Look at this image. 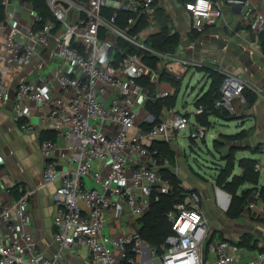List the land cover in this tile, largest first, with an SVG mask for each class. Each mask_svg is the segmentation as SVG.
I'll list each match as a JSON object with an SVG mask.
<instances>
[{
	"label": "built area",
	"instance_id": "2783aa9c",
	"mask_svg": "<svg viewBox=\"0 0 264 264\" xmlns=\"http://www.w3.org/2000/svg\"><path fill=\"white\" fill-rule=\"evenodd\" d=\"M21 4L32 5L31 0ZM45 4L50 15L43 18L35 11L33 24L24 25L9 9L10 0H2L0 103L9 92L10 75L41 58L39 48L46 50L48 58L40 59L39 67H54L46 78L19 80L13 116L22 131L38 134L31 118L35 106L41 110L42 122L66 129V147L49 139L42 140L40 147L42 186L59 183L52 196V238L57 250L46 256L32 226L29 198L37 188L18 186L14 192L0 179V264H56L64 253L81 249L93 264H237L238 245L213 235L195 191H188L168 214L172 233L160 246V254L139 231L105 230L112 210L125 205L142 217L154 193L171 189L160 173L173 167L170 157L154 143L175 140L179 132L185 138L186 129L189 139L202 140L209 130L174 108H164L159 123H153L154 116L145 107L149 91L140 81L153 84L158 99L172 94L160 85L163 62L223 71L214 106L230 117L237 115L234 103L245 101L247 86L256 93L260 90L249 86L242 74L225 72L214 61L203 63L149 46V37L159 30L154 18L157 0H45ZM177 5L189 19L188 29L199 34L222 17L223 6L239 7V21L263 46L264 57V0H189ZM145 53L159 58L155 67L142 59ZM204 112L201 105L194 106V119ZM58 161L64 162L61 170ZM239 264H264V251Z\"/></svg>",
	"mask_w": 264,
	"mask_h": 264
},
{
	"label": "crops",
	"instance_id": "0c3cea01",
	"mask_svg": "<svg viewBox=\"0 0 264 264\" xmlns=\"http://www.w3.org/2000/svg\"><path fill=\"white\" fill-rule=\"evenodd\" d=\"M10 4L11 5L9 6V9L15 12L17 20L19 22L24 25L33 24L36 17V12L33 9L32 5H23L21 4V0H10ZM175 7L181 12L179 17L188 21V26L184 28V36L182 37L185 39L186 35L191 37L195 36V32L188 29L190 22L186 17L183 8L181 6ZM221 12L222 17L216 18L215 23L209 25L206 30L200 35L202 36L204 34H208V37L206 38V41L204 43L207 46V51L205 53L196 52V50L194 49V45L197 44V42H189L186 45L185 49L178 48L176 49V51L181 57L186 59L202 61L203 63L210 61L219 63L222 65V67H225L230 72L242 74L248 82L250 81L258 85L257 88L261 91V93H264V57L261 50L263 46H260V44L256 41L255 36L248 30L246 26L240 23L239 7L223 6ZM172 18L173 17L170 16V19L174 22V26L170 25L171 30L176 33L180 32L178 27L179 21ZM155 21L157 28H159V23L156 19ZM224 28H227L228 31L233 33V35L235 36L234 38L238 39V43L229 42L231 43V45L227 43L226 47L221 50V45L218 44L217 40L219 39L220 35H222L221 32ZM39 51V57L42 56L41 58L35 60L30 66L23 68L19 72V74L12 73L10 75L11 80L9 92L6 99L2 103H0V156L3 161V163L0 165V179L5 186L10 188L14 192L16 187L18 186H23L25 189L37 188L35 194L29 198V209L32 215V226L38 239L41 251L46 256H52L57 250V247L52 238V221L55 213V204L53 202L52 196L55 188L59 183L57 182L42 186V171L44 167V160L41 154L40 147L42 140L45 139L52 140L61 148L66 147L68 140V137L66 136V129H58L53 125L42 122V119L40 117L41 110L35 106L31 108V118L33 124L40 129V132L38 134L22 131L13 116L14 91L19 80H35L40 75L46 78V76L49 75L50 70L54 67V65L51 64L45 69H41L39 67L41 63L40 59L48 58L49 55L46 50L39 48ZM176 65L178 68V64ZM172 66L173 63H169L167 65V69L171 73H175V71L177 70H174ZM160 82L162 88L171 90L172 93L174 92V88L169 82ZM206 90L201 89L200 93L197 95H201ZM257 103L258 105L256 112L255 114L250 115L249 123L250 125H253L256 120L259 121L257 129L262 131L264 137V103L263 100L261 101V99H257ZM183 107H186L185 103ZM174 109L178 110L176 109V105ZM164 110L165 109L163 108L162 114ZM237 116L240 117V114H238ZM229 118L231 119L232 117ZM218 119L222 118L215 115L209 116L210 128L214 124H216L215 120ZM191 121H195L194 117L191 118ZM240 121L242 120L240 119ZM240 126L242 129H245L243 124H240ZM217 130V134L224 133L222 130ZM215 139L216 138L212 140V145ZM193 142L195 143V140H193ZM258 143L263 145V148L260 149L259 152L250 153V151L248 150L246 151L248 152V154H244L239 157L252 158L257 160V164L259 165L258 172L260 175L259 184L257 187L258 189H260L261 187H264V138L263 140H258ZM165 144L168 146L177 145L176 140H172ZM202 144H204V146H207L205 140H202ZM190 148L191 150L194 149L192 144ZM170 160L173 166L174 159L170 158ZM57 164L58 169L61 170L64 162L58 161ZM165 169L173 172L174 168L171 167ZM245 187L250 186L246 185ZM14 195L15 197L19 196L17 193H14ZM253 197L255 199V201L253 202L254 207L250 208L249 203L243 213H241V215L235 219H231L225 214L231 197L223 189L215 188L211 200L205 196L201 199V209L209 220V225L212 233L215 234V232H218V236L215 237L228 239L232 242H241L242 238L240 236L242 233H240V231H225L224 235L221 236L223 229L236 228V226L239 227L240 225H245V222H243L244 219H247V223L251 221L246 217V211L248 214H251L252 217H259L260 221H258L257 223H255V220H253L251 222L254 223L247 224L251 225L253 228H256H254V230L256 231V233H254L256 244H254L253 241H242V245L239 246V249L236 252L237 264L242 263L251 257H254L259 251H264V203L260 199H257L258 195L256 192L254 193ZM139 218L137 216H134L130 212L129 208L123 205L117 209L112 210L110 214H108L107 226L105 231L111 234L137 232L140 228V224L138 222ZM242 229L243 228H241V230ZM242 232L246 231L242 230ZM253 245L255 246L253 247ZM56 264L93 263L91 262L87 251L81 249L73 254L64 253L62 259L59 260Z\"/></svg>",
	"mask_w": 264,
	"mask_h": 264
},
{
	"label": "rangeland",
	"instance_id": "374dc122",
	"mask_svg": "<svg viewBox=\"0 0 264 264\" xmlns=\"http://www.w3.org/2000/svg\"><path fill=\"white\" fill-rule=\"evenodd\" d=\"M157 4L159 10L157 9L154 17L156 20H159V17L162 16V13H166L169 17L172 16V19L179 21L178 27L180 32H177L179 35V43L176 49H185L189 42H197V44L194 45V49L197 53H205L207 51V46L204 43L208 37V34H204L202 36L199 34L192 37L186 35L185 39L182 37L184 36V28L188 26V21L179 17L181 12L175 7H178L175 0H157ZM170 21H172L171 25L174 26L173 20ZM221 34L222 35H220L219 39L217 40L218 44L221 45V50L226 47L227 43L231 45L229 42L238 43V39L234 38L235 36L233 33L228 31L227 28H224ZM168 64L169 63H164L163 66L166 67ZM176 64H178V68ZM172 68L177 70L173 74L178 76L176 80L180 83V88L177 93L176 109L189 113V117L193 118L194 99L196 95L200 93L201 89L206 90L208 87L209 79L206 77L205 72L211 71L220 74L222 76V81L224 79V73L223 71L211 69L208 66H185L178 62H174ZM222 70L225 72L229 71L225 67H223ZM248 84L249 86H254L256 88L258 87V85L250 81ZM245 89L246 92L249 93L248 96L246 93L244 94L245 101L243 103L239 101L234 103L237 115L240 114V117L236 115L230 119L224 110H217V114L219 113L223 116H221L222 119L215 120L216 124H214L206 133L204 140L207 146L202 144V140L200 138H196L195 143L193 140H190L188 137L189 130L187 129L184 131L186 134L185 138L181 136L182 132H179V134L175 137L177 145L168 146L174 155L173 173L181 182L184 193L187 191H195L200 195L201 199L205 196L211 200L215 188H220L216 185L215 178L219 169L226 164V158L235 160L234 173L240 174L242 172V168L236 163V161L241 158L239 156L248 154V152H246L248 150L250 153H254L259 152L260 149L263 148V145L258 143V140H263L264 138L262 131L257 129L259 121L256 120L253 125H250L249 119L250 115H253L256 112L258 105L257 99H261V101L263 100L264 103V93H261V91H259L260 93L253 92L248 86ZM251 96H255V99L252 103H250ZM184 103L186 104V107H183ZM240 119L242 121H240ZM240 124H243L245 129H242ZM217 129L222 130L224 133L217 134ZM213 136L216 138L215 140H218L219 142L216 147H213L212 145V140L214 139ZM191 144L194 147L193 150L190 148ZM245 186L246 185H244L242 188ZM253 195L254 193L249 195V201L247 205L255 201ZM245 214L249 220H255V223L260 221L259 217H252V215L248 214L247 211ZM251 221L248 223H254ZM243 222H245V225H240L239 227L236 226V228H224L221 236L224 235L225 231L236 230V232L240 231V233H242L240 237L243 241H253V243L256 244L254 234L256 233L254 230L255 227L253 228L251 225H247V219H244ZM240 227L246 232H242ZM213 235L218 236V232H215ZM211 261L212 259H210V262Z\"/></svg>",
	"mask_w": 264,
	"mask_h": 264
},
{
	"label": "trees",
	"instance_id": "16d2710c",
	"mask_svg": "<svg viewBox=\"0 0 264 264\" xmlns=\"http://www.w3.org/2000/svg\"><path fill=\"white\" fill-rule=\"evenodd\" d=\"M176 1L184 3L189 0ZM31 4L34 10L43 18L50 15L49 10L46 7L45 0H31ZM3 17L4 7L2 5V0H0V20ZM121 19L123 18L121 17ZM170 20V17L166 13H162V16L159 17V20H157L159 23L158 32L149 37L147 41L149 46L163 53H174L179 43V35L176 32H171ZM120 23L122 24V20ZM198 34L199 33H195V35ZM261 38L264 39L263 36ZM142 59L151 67H155L159 58L156 56H149L145 53L143 54ZM164 63L166 64L167 62H163V64ZM205 75L209 79V87L201 95H196L194 99V106L201 105L205 112L200 115H195V121L210 128L209 116H223L219 113L217 114V110L221 109H217L214 106L215 102L220 98L219 88L222 83V76L211 71L205 72ZM160 81L170 82L174 88V92L167 97L158 99L154 97L156 89L155 86L150 84L146 79L140 81V83L146 86L149 91L150 98L146 102L145 107L154 116L153 123H159L163 108L173 109L175 107L177 102V93L180 87L179 81H177L176 77L171 74V72L167 69V66L165 67L162 65L160 71ZM245 93L247 96L249 95V93L246 92V89H244L243 94ZM254 99L255 96H251L250 103H252ZM149 126L150 125H145L144 127L147 128ZM218 144V140L213 141V147H216ZM153 147L158 148L171 159H174L173 153L165 143L156 142L153 144ZM226 159V164L217 172L215 183L230 195V202L225 214L227 217L235 219L245 210L250 194L256 192L258 195L257 199H260L264 203V187H261L260 189L257 187L260 177L258 170H256L257 160L252 158H240L236 161V163L242 168V172L240 174H235V160H231L230 158ZM160 173L163 178L169 181L171 189L167 192L154 193L151 198L149 210L138 219L140 224L139 234L141 238L149 247L155 249L158 254L161 253L160 246L172 233L171 222L168 218V214L175 211V206L184 201L185 194L188 192L184 193L181 182L172 171L160 169ZM244 185H248L250 187L242 188ZM242 241L235 243L239 247L242 245Z\"/></svg>",
	"mask_w": 264,
	"mask_h": 264
}]
</instances>
